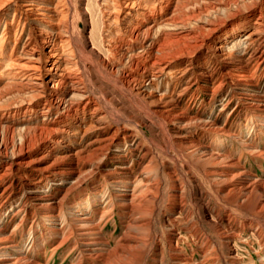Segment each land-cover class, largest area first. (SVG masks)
<instances>
[{
    "label": "bare ground",
    "instance_id": "6f19581e",
    "mask_svg": "<svg viewBox=\"0 0 264 264\" xmlns=\"http://www.w3.org/2000/svg\"><path fill=\"white\" fill-rule=\"evenodd\" d=\"M92 3L89 12L84 0H0V235L21 214L0 237V264H48L29 252L37 243L26 250L12 236L28 222L31 232L43 226L50 233L43 244L58 239L50 259L69 246L73 264H264V179L216 151L222 136L211 144L187 139L207 121L182 106L198 97L193 85L206 78L211 92L236 96L221 90L231 80L235 92L262 106L249 108L264 127V87L254 90L253 81L259 72L264 78V0ZM96 10L98 26L88 22ZM88 27L99 30L100 48L82 34ZM218 64L220 77L211 68ZM226 101L219 115L228 111ZM147 124H156L165 142L177 138L205 176L240 205L243 219L224 222L197 194L200 206L178 211L167 229L168 251L159 250L152 222L161 191L151 148L144 147ZM13 131L21 132L17 141ZM48 185L59 186L58 196ZM115 218L122 233L114 239L103 226ZM247 233L253 240L240 237ZM182 235L190 238V254L177 246ZM243 247L246 263L238 254Z\"/></svg>",
    "mask_w": 264,
    "mask_h": 264
},
{
    "label": "rangeland",
    "instance_id": "374dc122",
    "mask_svg": "<svg viewBox=\"0 0 264 264\" xmlns=\"http://www.w3.org/2000/svg\"><path fill=\"white\" fill-rule=\"evenodd\" d=\"M93 1L94 0H84L85 9H87L89 12L95 9L94 4L92 3ZM240 3L241 2H239V4ZM241 9H244V8H241ZM256 9L258 10L259 7H257ZM95 14H96V17L94 19L88 18V22L93 23L94 25L96 24L95 26H98L100 25V21L99 19H97L99 17L97 10ZM205 15H206V12H202L201 16L204 17ZM83 29H84V25L80 21L78 28H77V32L78 30L83 31ZM82 34H84V36L87 37L89 41L91 40L92 44H94L96 48H100L101 43H100L99 30L93 31L91 30V27H88V29H86L84 33L82 32ZM103 54L104 56H106V53H103ZM220 66L221 65L219 64L216 66H211L212 72H214L213 76H216V77L221 76L220 72L222 71H221ZM259 75H261L260 72L259 74L257 73L253 79L254 84H255L254 85L255 87L253 86L254 90L255 89L261 90V88L264 87V78L260 76V79H259L258 78ZM212 85H213V82L209 83L208 78H206L205 82L201 81L197 85L195 86L193 85V89L199 92L197 98L184 99L182 106L185 108L187 114L191 116L199 117L207 121V124L205 125L204 128H200L195 131L193 130L192 133L189 134V136H185V135L184 136L187 139H189L190 137L191 138L189 139L190 141L196 142L198 144L199 143L211 144L212 140L215 137L222 136L223 138H225V142L219 143L217 145L218 147L215 146L216 151L226 154L229 157H231L233 159L232 161L235 160L234 162L240 165L242 169H244L245 171H248V173L250 172L249 173L250 175L252 173L253 175L251 176L253 178L264 179V156L259 155V150L260 152L264 151V127L260 126L262 119L257 116L258 113H255V111L249 108V105H254V107L258 110L257 112H259L262 106L256 104V102L252 103L251 101H249L248 95L245 96L244 94L241 95L240 92L238 91L235 92L234 90L235 87L231 86V80H227L226 84L221 88V90L230 89L231 92L237 93L236 96H232L228 94L226 95V91L223 92L222 94L219 93L218 91L213 93L211 92V88H213ZM226 100H231V103L227 109L228 111L223 115H219L217 111L218 109L222 107L224 103L227 102ZM232 108H235L236 110L235 113L228 115V112ZM167 122H168L167 126L171 129L172 128L171 123L168 120ZM253 123L258 124V126L256 128H253L251 126V124ZM147 125H150L149 126L150 128L143 127V131L145 132L146 136H148V140H145L146 142L144 141L145 143L144 147L149 148V149L151 148L150 153L154 156L153 159L155 161L153 162V164L156 165L157 167L156 168L157 170L155 172L156 174L155 180L158 184V187L160 188L159 192L160 191L162 192V193L161 192L158 193V199L157 201H155L154 207H156L155 210L157 211L156 212L157 215L154 216L153 218L154 221L152 222V226L154 230L153 234H155L156 241L158 243V247H157L158 249L160 246L162 251L167 253L168 250L165 248L166 247L165 240L167 239L168 232H169V230H167L168 226L169 225L171 226L172 224L171 219L174 218L176 215H178V211H181L180 209H182V211L183 210L185 211L190 210L192 212L196 211L197 207L200 206L199 201H198L199 195L203 198L204 202L206 203L208 202L207 205L211 208V210L214 213H217L224 220V222L227 221V219H232L231 222L235 223L233 221V218H237L238 220L243 219L245 214L242 213L240 209L241 208L240 205L238 204L236 205L233 201H231V198L228 196H225L217 184L215 185L214 182L212 183V181L205 176L204 172L199 167V164L194 160L195 159L194 156H189L187 154V151H185L184 148L182 147L183 145L181 146L180 144H178L177 138H174L173 139L174 141L170 143L165 142L163 141L162 135L158 131L159 127L156 126V124H147ZM11 126L13 128H16L21 125H11ZM20 134L21 132L13 131L10 138H12L14 141L15 140L17 141ZM154 134L156 136H154ZM149 141L150 142L152 141V143L154 142L153 145L150 144ZM245 142L251 144L252 149L245 147V145L243 144ZM140 153L141 151H138V154L136 153V155H139ZM133 158L135 159V156L131 157L130 159H133ZM226 170L228 172L227 173L228 176L233 173L231 169L229 168H226ZM207 180H210V181H207ZM233 180H232V183H235V181H237L238 178H234ZM230 183L231 182H229L228 185H230ZM58 188L59 186L48 185L49 193H53L55 194V196H58L59 194ZM203 191H206V192H203ZM193 203H195V205ZM183 213L184 211L181 212L180 215H183ZM20 216L21 214H19V216L16 215L14 217V220H11V221H9V217L6 219L7 221L11 223L6 228V232L3 235H0V237L4 236L5 234H7L8 231H10V229L15 224V222L18 221ZM228 216H231V217H228ZM29 225L30 223L28 222L26 224V230H24L23 232L17 229L18 231L15 230L12 233V236L14 237L19 247L29 250L31 245L33 246V244L37 243L39 247H36L33 252L32 250H29V252L31 254L36 253L35 255H37L36 257L38 258L40 262H45L47 260L48 264H73L72 261L74 257L76 256V254H74L75 256L71 255L70 256L71 258L69 256L68 257L66 256L67 251L69 250V246L66 247L65 249H60L57 252L58 254L56 253L53 256L54 258L52 257L53 259L52 258L50 259L52 255V247L55 246V244L57 243L56 241H58V239L56 240L53 238L52 239L53 241H50V243L43 244L45 239L47 237H50V233L49 232L47 234L44 233L45 228L43 226H35V227H32V230L34 231V234H32L33 231L32 232L30 231ZM119 225H120L119 219L115 218L114 220L109 221L105 225V227L103 226V231L108 237L112 236V238L115 239L118 236H120L122 233V230H121L122 226H119ZM211 230L212 228L210 226L206 228V225H204V227H202V231H204L205 233H208L207 231H209L210 233ZM180 231L184 233L183 228ZM240 237L248 241L253 240V238L248 233L241 235ZM48 240H51V238H49ZM189 240L190 238L185 239L184 235H182V237L178 240L177 246L181 250L183 249L182 252L186 254L187 252L188 254H190V251H191L190 247L188 246ZM41 241L42 243H40ZM245 251H247V248L243 247V248L238 249V254L241 255L242 258H244V262L246 263L248 262V259L250 258L249 256H246ZM38 255H40V257H38ZM83 264H98V262L96 260L95 262L85 260Z\"/></svg>",
    "mask_w": 264,
    "mask_h": 264
}]
</instances>
